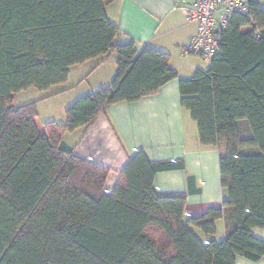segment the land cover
Instances as JSON below:
<instances>
[{"label": "trees", "instance_id": "16d2710c", "mask_svg": "<svg viewBox=\"0 0 264 264\" xmlns=\"http://www.w3.org/2000/svg\"><path fill=\"white\" fill-rule=\"evenodd\" d=\"M109 0H0V264H235L257 262L264 240V8L234 13L207 69L178 81L180 105L200 144L221 148L226 198L185 217V193H162L158 172L182 159L151 161L136 151L109 191V170L73 154L62 137L92 124L108 106L134 102L177 77L169 56L119 43ZM244 29V30H242ZM257 32V35L254 34ZM116 55L111 82L75 99L62 123L38 125L36 102L17 93L64 83L69 68ZM244 121L250 136L239 135ZM222 220V240L213 236Z\"/></svg>", "mask_w": 264, "mask_h": 264}, {"label": "crops", "instance_id": "0c3cea01", "mask_svg": "<svg viewBox=\"0 0 264 264\" xmlns=\"http://www.w3.org/2000/svg\"><path fill=\"white\" fill-rule=\"evenodd\" d=\"M187 1L109 0L106 3L107 17L119 29L116 42L132 40L138 52L147 46L166 53L169 66L177 77L151 95L106 107L92 124L65 133L62 140L73 148L74 155L109 170L106 191L113 188L119 172L138 150L151 161L182 159L184 169L156 173L154 186L162 193H185V217H198L210 207L220 208L226 190L220 185L218 159L221 148L200 144L196 123L189 111L180 105L178 81L190 78L195 70H205L209 65L182 54L181 47L195 33V24L187 20L183 9ZM260 6L264 8V3ZM112 55L71 66L64 83L39 91L34 100L40 104L58 100L55 102L60 103V113H64L75 99L111 82L116 67L105 63ZM31 90L17 93L14 103H29L21 99L17 102V97ZM44 114L42 120L38 118L40 122L62 123L65 120L64 114L60 117ZM193 231L203 241H220L225 236L222 220L216 222L213 236H206L195 228ZM252 234L264 240V229L252 228ZM235 264H264V257L257 262L236 257Z\"/></svg>", "mask_w": 264, "mask_h": 264}, {"label": "built area", "instance_id": "2783aa9c", "mask_svg": "<svg viewBox=\"0 0 264 264\" xmlns=\"http://www.w3.org/2000/svg\"><path fill=\"white\" fill-rule=\"evenodd\" d=\"M264 0H189L184 12L189 22L195 24L194 35L181 47L186 57L198 56L209 63L219 52L220 34L228 26L234 13L251 15V4H261ZM257 35V32H254Z\"/></svg>", "mask_w": 264, "mask_h": 264}, {"label": "rangeland", "instance_id": "374dc122", "mask_svg": "<svg viewBox=\"0 0 264 264\" xmlns=\"http://www.w3.org/2000/svg\"><path fill=\"white\" fill-rule=\"evenodd\" d=\"M191 56L200 60V58L196 55H191ZM115 58H116V55L113 54L112 57L109 58V60L105 64L107 66H113L115 68L116 67L115 66ZM113 59H114V64L112 63ZM200 63L204 64V62H202V61H200ZM38 93H39L38 90L32 88L31 92H26L24 94H21V96L19 95L17 97V102H20V99L26 100V102H30V103L36 102V104H35L36 110H37L36 121H37L38 125H41L40 124L41 122L38 120V118L40 117L42 120L43 116L46 115L44 113H49V114H51L50 116H56V117L63 116L64 113L62 111L60 113V109H59L60 103L55 102L58 100H54L53 102H47V103L40 104V101L37 102L36 100H34L39 96ZM238 130H239L240 137L247 138L250 136V131H249L248 125L244 121H241L238 123Z\"/></svg>", "mask_w": 264, "mask_h": 264}]
</instances>
